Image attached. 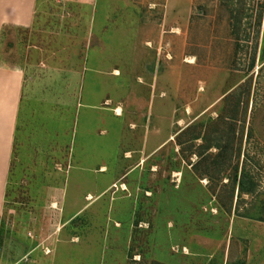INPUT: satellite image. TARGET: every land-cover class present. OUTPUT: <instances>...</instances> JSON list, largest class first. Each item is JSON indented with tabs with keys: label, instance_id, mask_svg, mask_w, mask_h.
I'll return each instance as SVG.
<instances>
[{
	"label": "rangeland",
	"instance_id": "1",
	"mask_svg": "<svg viewBox=\"0 0 264 264\" xmlns=\"http://www.w3.org/2000/svg\"><path fill=\"white\" fill-rule=\"evenodd\" d=\"M39 4L83 29L99 4L111 53L76 126L71 105L60 138L49 114L22 125L0 264H264V0Z\"/></svg>",
	"mask_w": 264,
	"mask_h": 264
},
{
	"label": "crops",
	"instance_id": "2",
	"mask_svg": "<svg viewBox=\"0 0 264 264\" xmlns=\"http://www.w3.org/2000/svg\"><path fill=\"white\" fill-rule=\"evenodd\" d=\"M85 5L90 20L83 29L76 22L80 16L72 19L73 27L61 25V4L51 14L39 0H0V229L22 125L27 124L30 116L49 114L57 121L56 137L60 138L61 105H71L76 126L80 109L94 107L83 100L84 88L94 81L92 74L104 75L108 71L99 68L106 64L111 53L108 39L97 34L99 28L101 31L106 26L100 20L104 6L102 15H98L99 4ZM103 5L108 8V4ZM12 29L27 34L21 64L3 57L6 55L3 41L7 30ZM112 72L119 74L118 69ZM137 79L144 85V76L138 75ZM109 103L111 99L104 106ZM118 109L122 110L121 114L117 113ZM115 111L117 117L124 115L120 105Z\"/></svg>",
	"mask_w": 264,
	"mask_h": 264
},
{
	"label": "trees",
	"instance_id": "3",
	"mask_svg": "<svg viewBox=\"0 0 264 264\" xmlns=\"http://www.w3.org/2000/svg\"><path fill=\"white\" fill-rule=\"evenodd\" d=\"M239 186H240V188H242L243 191H251V189L253 187V182H250L248 180V177L244 175L243 180L242 179L239 180Z\"/></svg>",
	"mask_w": 264,
	"mask_h": 264
},
{
	"label": "bare ground",
	"instance_id": "4",
	"mask_svg": "<svg viewBox=\"0 0 264 264\" xmlns=\"http://www.w3.org/2000/svg\"><path fill=\"white\" fill-rule=\"evenodd\" d=\"M190 62L193 63L194 61H193V60H190ZM121 112H122V111H121L120 109L117 110V113H118V114H121Z\"/></svg>",
	"mask_w": 264,
	"mask_h": 264
}]
</instances>
